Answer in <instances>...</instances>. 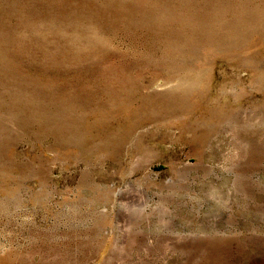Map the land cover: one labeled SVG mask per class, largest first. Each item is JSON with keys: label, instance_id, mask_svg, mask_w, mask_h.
I'll list each match as a JSON object with an SVG mask.
<instances>
[{"label": "rangeland", "instance_id": "obj_1", "mask_svg": "<svg viewBox=\"0 0 264 264\" xmlns=\"http://www.w3.org/2000/svg\"><path fill=\"white\" fill-rule=\"evenodd\" d=\"M0 264H264V0H0Z\"/></svg>", "mask_w": 264, "mask_h": 264}]
</instances>
